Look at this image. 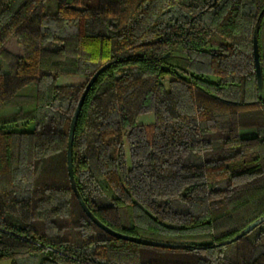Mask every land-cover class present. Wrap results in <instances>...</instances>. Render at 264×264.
I'll use <instances>...</instances> for the list:
<instances>
[{"label":"trees","instance_id":"trees-1","mask_svg":"<svg viewBox=\"0 0 264 264\" xmlns=\"http://www.w3.org/2000/svg\"><path fill=\"white\" fill-rule=\"evenodd\" d=\"M47 1L0 0V264H264V0Z\"/></svg>","mask_w":264,"mask_h":264},{"label":"rangeland","instance_id":"rangeland-1","mask_svg":"<svg viewBox=\"0 0 264 264\" xmlns=\"http://www.w3.org/2000/svg\"><path fill=\"white\" fill-rule=\"evenodd\" d=\"M47 7L51 9L52 11L56 10V1L55 0H49L47 1ZM7 47L12 50L15 53H21L22 49L20 44L17 42V40L13 37L9 40L7 43ZM175 55H178L179 58H177L176 62L178 65L183 66L184 65V55L181 52H176ZM8 71L7 65L0 59V72L6 73ZM86 83V78L83 76H73V75H64L59 78V84L62 85H70V84H84ZM36 86L35 84H30L23 88L20 93L22 94H33L35 93ZM32 106H29L30 108ZM18 109L16 107H10L5 109H0V115L15 112ZM154 121V115L152 113H145L139 116L138 122L143 124H148ZM35 127L34 122H30L28 124L19 123L14 126V129L17 130H31ZM256 133L255 129H243L240 131V134L242 136H249ZM216 145H219V142L216 143ZM2 264H10L9 261L3 262Z\"/></svg>","mask_w":264,"mask_h":264},{"label":"water","instance_id":"water-1","mask_svg":"<svg viewBox=\"0 0 264 264\" xmlns=\"http://www.w3.org/2000/svg\"><path fill=\"white\" fill-rule=\"evenodd\" d=\"M254 54H255V60H256V67H257L258 76L262 80V71H261V66H260L259 56H258L257 39L254 40ZM92 82H93V80L91 81V83ZM89 86H90V84H89ZM70 157H71V153H70ZM80 200H81L84 208L87 210V207L83 203L82 199H80ZM263 221H264V217L254 221L247 228H245L243 230V232H241V234H239L236 238H239V237H241L243 235L248 234L250 231H252L256 226H258ZM117 235L119 237H123V238H126V239H131V240H136V241L144 243V244L156 245V246H161V245L162 246H170L169 244H165V243H161V242H153V241H149V240H145V239H139V238H133L132 239V238H129L128 236H123L121 234H117Z\"/></svg>","mask_w":264,"mask_h":264}]
</instances>
